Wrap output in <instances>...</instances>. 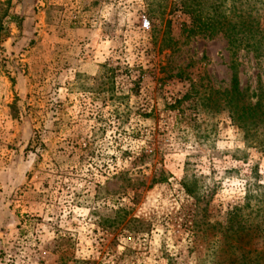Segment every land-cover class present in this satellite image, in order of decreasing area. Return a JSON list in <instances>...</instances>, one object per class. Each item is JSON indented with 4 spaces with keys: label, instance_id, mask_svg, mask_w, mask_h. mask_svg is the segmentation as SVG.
Wrapping results in <instances>:
<instances>
[{
    "label": "rangeland",
    "instance_id": "rangeland-1",
    "mask_svg": "<svg viewBox=\"0 0 264 264\" xmlns=\"http://www.w3.org/2000/svg\"><path fill=\"white\" fill-rule=\"evenodd\" d=\"M149 2L0 0V264H227L220 223L264 199V126L177 102L264 92V59Z\"/></svg>",
    "mask_w": 264,
    "mask_h": 264
},
{
    "label": "trees",
    "instance_id": "trees-1",
    "mask_svg": "<svg viewBox=\"0 0 264 264\" xmlns=\"http://www.w3.org/2000/svg\"><path fill=\"white\" fill-rule=\"evenodd\" d=\"M149 1L150 4L153 0ZM178 1L179 9L189 17L184 23V31L189 38L196 35L207 38L223 35L233 58L241 50H246L253 53L255 58L264 59V13H261L264 0H259L257 3L260 5H255V9L247 8L246 0H240L241 7L235 3L230 6V0ZM182 75L177 74L186 79L187 76ZM189 79L190 88L178 103L193 99L205 109L215 107L222 110L251 139H254L252 131L258 133L259 128L264 126V92L262 88L252 93L242 89L237 71L230 88H215L210 82L199 84ZM257 141L259 146L263 145L262 140ZM245 200L251 201L250 196L247 195ZM220 231L231 251L229 257L223 259L224 263L264 264V199L252 205L245 202V205H237L228 210L225 222L220 223ZM246 246H252V249L245 250Z\"/></svg>",
    "mask_w": 264,
    "mask_h": 264
}]
</instances>
